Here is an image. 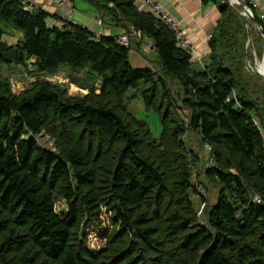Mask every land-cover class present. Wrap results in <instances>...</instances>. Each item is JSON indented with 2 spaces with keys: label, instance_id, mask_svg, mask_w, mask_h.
Wrapping results in <instances>:
<instances>
[{
  "label": "trees",
  "instance_id": "trees-1",
  "mask_svg": "<svg viewBox=\"0 0 264 264\" xmlns=\"http://www.w3.org/2000/svg\"><path fill=\"white\" fill-rule=\"evenodd\" d=\"M89 1L152 40L153 68L136 69L114 38L49 27L48 12L0 0V264H264V80L248 70L264 44L253 22L203 0L221 18L196 70L135 0ZM30 59L36 80L17 94L4 68ZM65 68L88 94L44 78ZM136 97L157 113L159 137L129 110ZM189 132L203 153L187 146ZM196 179L218 188L215 203L200 196L197 207Z\"/></svg>",
  "mask_w": 264,
  "mask_h": 264
},
{
  "label": "crops",
  "instance_id": "crops-1",
  "mask_svg": "<svg viewBox=\"0 0 264 264\" xmlns=\"http://www.w3.org/2000/svg\"><path fill=\"white\" fill-rule=\"evenodd\" d=\"M18 1H28V0H18ZM163 6L168 8L170 12L174 14L180 21H182L190 41L203 52L204 62L207 63L208 56L210 53L209 40L210 36L213 34L217 28L218 21L221 18V14L214 3H209L208 5L203 4V0H157ZM73 4V10L59 2V0H33L32 8L42 9L52 15L51 19H57L63 21L64 17L67 15L72 16L71 23L76 25L86 27L92 34L100 30H104L106 38H114L116 36L122 35L129 29L133 27L124 22L116 21L111 13L104 9L102 4L92 2L89 0H70ZM135 5L140 11L147 12L145 5L136 1ZM261 17L264 16V5L262 7ZM102 20L103 24L100 25L98 20ZM249 19V18H248ZM264 22V20H263ZM251 32L256 37L261 36L263 38L264 44V34L258 28V26L253 22V26H247ZM262 27V26H261ZM134 30V29H133ZM256 31V32H255ZM264 32V30H263ZM20 38V37H19ZM13 37H7L4 39L7 43L12 45L18 39ZM152 44V40L148 38H140V44L134 53L138 56V59L144 62L146 68H136L139 70L153 68L154 61L156 60L157 54L154 49H146L145 45ZM153 55V59L148 60L144 55ZM258 66V65H257ZM202 66L199 68L201 69ZM252 65H248L251 68ZM247 68V67H246ZM67 72L71 73V70L65 68ZM194 69V68H193ZM196 69V70H200ZM63 71V70H62Z\"/></svg>",
  "mask_w": 264,
  "mask_h": 264
},
{
  "label": "rangeland",
  "instance_id": "rangeland-1",
  "mask_svg": "<svg viewBox=\"0 0 264 264\" xmlns=\"http://www.w3.org/2000/svg\"><path fill=\"white\" fill-rule=\"evenodd\" d=\"M59 2L64 4V2L62 0H59ZM141 2H143V1H141ZM166 9L170 12V10L168 8H166ZM170 13L174 16V14L172 12H170ZM242 15H243V12H242ZM174 17L177 18L176 16H174ZM185 31L187 32V30H185ZM249 42H251V41H249ZM247 44H248V42H247ZM259 44L262 45L261 43H259ZM260 51L262 53V56L260 57V59L255 57V63H253V65H252L254 68V72H258L259 64L263 63V61H264V48H263V46H260ZM144 57L148 60L153 59V55H149V54L144 55ZM130 61L135 68H141V67L146 68V65L144 64V62L139 60L138 56L135 55L134 53H131V52H130ZM199 67H200V65H198V63H193L194 69H200ZM248 70H250V68H248ZM4 74L7 77H9L10 80H12V82L14 83L15 86L11 85V87H12L13 92H16L17 94L22 93L26 88L29 87V85L31 83H33L36 80V77L31 76L32 74H29L27 71H25L20 66H18L16 68L5 67L4 68ZM83 77L84 76L81 75V78H83ZM44 78H46L48 81H51L53 83H58V84H61L64 86H68L69 87V93L73 96H84V95L88 94V92L90 90V89L84 90L83 88L80 87L81 85L71 84L70 83L71 77L69 75V72H67L66 69H64L63 71H59L54 75L45 76ZM95 86H97L98 92L100 93V89L102 87L100 81L96 82ZM131 95H132V91H130L128 93L127 97L131 96ZM128 108L131 112H133L135 114V116L139 120H146L148 122V124L150 125V129H151L153 135L156 137H159L160 132L162 130V127H161L160 119H159V117L155 111L149 110L145 106V104L143 103V101L140 97L132 98L131 101L128 102ZM39 140L45 147L54 149V141H52L49 137L42 136L39 138ZM185 142H186L188 147L192 148L193 150H195L197 152L202 151V153H203V149H201V147H200L199 137L197 136V134L189 132L187 134ZM204 151H205V148H204ZM203 181L207 184L208 187H205L204 185L200 184L199 181H197V179L195 180V185L197 186L199 183L200 184L199 186L202 190H203V188L206 189L207 194H208V196L206 198H208L209 202L213 204L217 201L218 188H216L213 184L208 185V183L205 179H203ZM197 192H199V191L197 190ZM197 192L195 195L196 197H194V200H195L196 205L198 207L200 205V202L198 199H200L201 194L199 195V193H197ZM67 211H68V206H67L66 201L61 200L56 204V212L58 213L59 216H63L64 214L67 213ZM201 218L203 219V215L201 216ZM92 236H93L92 238L94 239L93 242L97 241V239H95V233L92 232ZM99 246H101V242H99Z\"/></svg>",
  "mask_w": 264,
  "mask_h": 264
},
{
  "label": "built area",
  "instance_id": "built-area-1",
  "mask_svg": "<svg viewBox=\"0 0 264 264\" xmlns=\"http://www.w3.org/2000/svg\"><path fill=\"white\" fill-rule=\"evenodd\" d=\"M66 6H69L72 10L74 8L73 4L70 2V0H62ZM136 1H143L142 3L145 5L146 9L151 13L153 16H155L158 20H160L164 25L168 27V29L171 31V33L174 35V38L176 40L177 46L185 51H187L191 56L192 59L196 62H198L202 67L205 66L204 62V55L191 41L190 38L185 31V27L182 23V21L175 18L159 1L157 0H135ZM223 2H229V4L235 8L238 9L240 7L241 3H244L247 6L248 12L255 16L254 12L258 11L259 13L262 12V7L264 5V0H223ZM23 9L25 11H29L31 9V5L33 4V0L28 1H22ZM241 8V7H240ZM242 10V9H241ZM243 12V16L249 18L246 13L242 10L241 14ZM262 19L264 20V16H262ZM72 21V16L67 15L64 17L63 21H59L57 19H50L49 20V27H56V26H62L64 24H69ZM98 23L100 25L103 24L102 20H98ZM86 28V27H85ZM95 39H101L105 37L104 30H100L98 32H94L92 34ZM140 35L137 33V31L133 29L127 30L122 35L114 37V41L121 47L127 48L130 50V52H135L137 49V46L140 44ZM211 38V36H210ZM146 49L150 50L153 48L152 44L145 45ZM34 59H30L27 63V67L22 66V68L27 71L28 73L33 72V63ZM32 80V79H31ZM11 85H14V83L11 80ZM15 86V85H14ZM229 101V99H228ZM208 162L210 167L218 168L216 166L215 162V156L214 154H210L208 158ZM198 193L202 197H207V191L205 189H201L199 185H197ZM255 201L260 202V199L258 197L255 198ZM206 204H202L201 210L199 215H201L203 209L205 208Z\"/></svg>",
  "mask_w": 264,
  "mask_h": 264
},
{
  "label": "water",
  "instance_id": "water-1",
  "mask_svg": "<svg viewBox=\"0 0 264 264\" xmlns=\"http://www.w3.org/2000/svg\"><path fill=\"white\" fill-rule=\"evenodd\" d=\"M240 7L241 9L246 13V15L249 17V19L254 22L258 28L261 30V32L264 34L263 32V29L261 27V24L257 21V19L255 18V16L251 15L249 12H248V9H247V6L244 4V3H241L240 4ZM263 64H264V61H263ZM259 72V71H258ZM260 73V72H259ZM263 77V80H264V73H260Z\"/></svg>",
  "mask_w": 264,
  "mask_h": 264
},
{
  "label": "bare ground",
  "instance_id": "bare-ground-1",
  "mask_svg": "<svg viewBox=\"0 0 264 264\" xmlns=\"http://www.w3.org/2000/svg\"><path fill=\"white\" fill-rule=\"evenodd\" d=\"M258 71H259L260 73H264V64H263V63H260V64H259Z\"/></svg>",
  "mask_w": 264,
  "mask_h": 264
}]
</instances>
